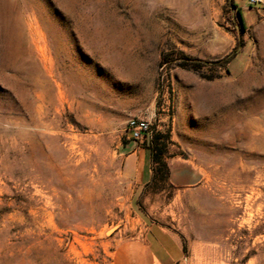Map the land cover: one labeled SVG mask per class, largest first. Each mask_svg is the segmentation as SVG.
Masks as SVG:
<instances>
[{
    "label": "rangeland",
    "instance_id": "374dc122",
    "mask_svg": "<svg viewBox=\"0 0 264 264\" xmlns=\"http://www.w3.org/2000/svg\"><path fill=\"white\" fill-rule=\"evenodd\" d=\"M132 116L151 131L134 147L162 135L160 190L124 169ZM148 220L182 241L175 264H264V13L0 0V264H113Z\"/></svg>",
    "mask_w": 264,
    "mask_h": 264
},
{
    "label": "crops",
    "instance_id": "0c3cea01",
    "mask_svg": "<svg viewBox=\"0 0 264 264\" xmlns=\"http://www.w3.org/2000/svg\"><path fill=\"white\" fill-rule=\"evenodd\" d=\"M124 169L136 187H144L151 177L149 150L141 146L131 149L124 158ZM183 257L178 235L158 221L148 220L140 234L118 244L113 264H175Z\"/></svg>",
    "mask_w": 264,
    "mask_h": 264
},
{
    "label": "trees",
    "instance_id": "16d2710c",
    "mask_svg": "<svg viewBox=\"0 0 264 264\" xmlns=\"http://www.w3.org/2000/svg\"><path fill=\"white\" fill-rule=\"evenodd\" d=\"M239 17L241 19L240 12ZM234 56L235 49L232 50V52L228 53L224 57L222 62L228 63ZM174 60L175 62H177L178 65L186 68L190 67L195 69L201 64L200 62L195 61L193 58L187 55H182V53L181 56H176ZM161 138V134L155 133L151 136L149 142H147L145 146L149 150L151 158V177L150 180L145 184V187L146 189H150L152 191L164 188L170 174L169 167L163 157L165 145L162 141H160Z\"/></svg>",
    "mask_w": 264,
    "mask_h": 264
},
{
    "label": "built area",
    "instance_id": "2783aa9c",
    "mask_svg": "<svg viewBox=\"0 0 264 264\" xmlns=\"http://www.w3.org/2000/svg\"><path fill=\"white\" fill-rule=\"evenodd\" d=\"M249 6H255L258 12L264 13V0H247ZM127 136L130 140L142 142L146 139L150 131V121L146 117L132 116L126 122Z\"/></svg>",
    "mask_w": 264,
    "mask_h": 264
},
{
    "label": "water",
    "instance_id": "95a60500",
    "mask_svg": "<svg viewBox=\"0 0 264 264\" xmlns=\"http://www.w3.org/2000/svg\"><path fill=\"white\" fill-rule=\"evenodd\" d=\"M136 144H137V141H136V140H131V145H130V147H134Z\"/></svg>",
    "mask_w": 264,
    "mask_h": 264
}]
</instances>
